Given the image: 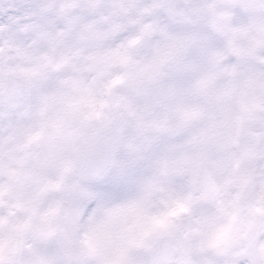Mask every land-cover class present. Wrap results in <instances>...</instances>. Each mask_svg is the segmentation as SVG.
I'll return each instance as SVG.
<instances>
[{
  "label": "clouds",
  "instance_id": "obj_1",
  "mask_svg": "<svg viewBox=\"0 0 264 264\" xmlns=\"http://www.w3.org/2000/svg\"><path fill=\"white\" fill-rule=\"evenodd\" d=\"M65 2L0 0V23L5 25L0 28V89L3 93L0 111L5 113L6 120L12 115L8 96L14 84L26 80L41 83L43 90L51 83L66 92L62 80L69 69L57 68L58 63L66 61L74 69V77L87 81L85 97L97 104L109 105L105 111L116 132L118 145L111 158L99 166L100 162L86 150L87 137L92 131L86 129L75 142L62 138L56 141L54 164L44 167L39 161L33 162L32 167H39V182H30L24 176L18 180L4 177L0 254L5 264H161L165 258L173 264H212L216 249L210 247L211 232L192 236L187 222L174 233L154 234L141 242V228L132 219L122 225L105 226L102 223L105 209L98 213L94 225H80L73 219L72 209L85 194L82 184L85 175L103 176L106 184L129 191L156 175L158 167L150 165L142 151V136L121 116L127 111L124 98L138 86L145 64L164 55L168 40L160 37L159 46L149 48L141 62L124 67L113 55L116 50L108 40L78 44L71 37L61 39L60 33L44 30L40 21L57 20ZM157 2L169 16L189 28L197 31L205 28V0H141L140 8L149 10L150 16L155 15L157 9L153 5ZM217 10L228 13L230 41H238H224L225 56L233 57L244 70L227 77V91L222 83L217 86L218 107L209 126L204 159L196 169V176L200 187L210 178L214 180L225 193L224 203L206 202L201 211L217 219L225 217V210L234 211L238 231L231 245L232 255L246 259L247 264H264V251L242 245L252 210L264 207V63L247 55L250 49L264 54V0H223L217 2ZM22 39L31 43L25 47ZM186 46L191 45L188 42ZM44 48L49 50L47 59L42 53ZM88 48L94 51L86 53ZM171 56H166V60ZM125 72L128 73L125 83L109 95L107 82ZM63 109V101L57 98L49 102L45 112H36L24 122L49 128L53 120L64 114ZM74 126L80 127L79 122ZM245 153L251 155L245 158ZM65 161L73 162L74 170L64 177L59 190H49V181L59 182ZM232 191L243 195L233 201ZM53 209L57 214L47 215ZM154 212L150 205L144 206L146 218ZM93 228H98L96 241L89 246L86 233Z\"/></svg>",
  "mask_w": 264,
  "mask_h": 264
},
{
  "label": "snow or ice",
  "instance_id": "obj_2",
  "mask_svg": "<svg viewBox=\"0 0 264 264\" xmlns=\"http://www.w3.org/2000/svg\"><path fill=\"white\" fill-rule=\"evenodd\" d=\"M155 15L149 16L144 25L139 29L128 28L117 33L108 42L116 51L113 53L118 62L124 66L141 62V57L152 46H159L160 37H165L168 44L164 55L157 56L144 67V72H150L166 61V56L174 55L184 49L188 42H193L191 52L201 61L208 59L209 53L215 64L219 65L225 73H236L243 70L233 57L225 58L224 40L214 31L203 28L199 31L189 28L175 17L169 16L160 2L155 3ZM45 31L53 34L63 33L64 25L54 18L44 22L40 21ZM5 27L0 23V28ZM25 47L31 41L23 40ZM78 46V45H77ZM94 49L88 48L87 52ZM44 58H48L49 50L42 49ZM57 68L63 71L69 69L62 82L66 85L64 92L55 88L51 83L46 85L44 91L50 93L47 105L51 100L60 98L64 103L61 125L67 124L75 128L74 123L79 122L80 128L91 129L87 137L86 150L97 161L99 166L106 163L118 145V138L112 128L109 115L105 109L109 107L106 102L97 104L84 93L88 91L87 81L72 75L74 69L62 61ZM128 73L117 75L109 80L106 89L109 95L113 90L123 85ZM90 79V78H89ZM259 180V176L257 177ZM196 168L189 167L181 161L158 168L156 175L143 182L134 190L117 188L115 185L106 184L103 176L85 175L82 180L85 194L80 197L72 209V217L80 225H94L97 223L98 213L105 209L103 224L105 226L122 225L129 219L141 228L144 242L154 234L167 235L176 232L188 224L192 236L211 232L210 247L216 249V258L212 264H247L246 259L232 255L231 245L237 238L235 228L236 214L234 211L225 210V217L217 219L214 215H204L201 211L206 202L219 201L224 203L225 195L221 187L211 178L198 186ZM233 201H238L243 193L232 191ZM150 205L155 212L150 217L144 216V206ZM4 207V198L0 197V210ZM249 230L243 234L242 245L251 249L264 251V207L257 206L252 210ZM57 210H50L47 215L55 216ZM98 228H93L86 233V242L91 246L96 241ZM0 264H5L0 254ZM161 264H173L167 258ZM179 264V262H176Z\"/></svg>",
  "mask_w": 264,
  "mask_h": 264
},
{
  "label": "rangeland",
  "instance_id": "obj_3",
  "mask_svg": "<svg viewBox=\"0 0 264 264\" xmlns=\"http://www.w3.org/2000/svg\"><path fill=\"white\" fill-rule=\"evenodd\" d=\"M224 14L228 17L227 12ZM59 21L65 28L60 38L71 37L78 44L103 42L128 29L124 25L99 22L95 13L88 23L72 24L68 17L66 21ZM143 25L144 21L128 27ZM205 28L216 32L226 43H238L230 41L228 24L223 29H214L205 23ZM189 43L190 47L186 46L165 61L166 69L164 62L150 72H143L138 86L123 101L127 111L121 119H127L136 128L143 138L142 151L147 162L158 168L176 161L196 169L201 166L209 126L218 107L217 86L222 83L227 91V77L241 72L225 73L214 63L211 53L206 61H201L191 54L194 43ZM247 55L264 63V54H258L255 49H250ZM50 95L41 85L14 98L9 104L12 115L7 120L5 113L0 111V197L5 195L2 182L5 176L12 180L24 176L30 182H39V167H32L33 162L39 161L44 167L54 164L56 141L62 138L69 143L75 142L86 130L61 125L60 119L53 120L49 128L35 122L25 123V119L34 113L47 110ZM250 155L244 154L245 158ZM74 167L73 162H63L59 182L49 181L48 189L59 190L64 177Z\"/></svg>",
  "mask_w": 264,
  "mask_h": 264
},
{
  "label": "flooded vegetation",
  "instance_id": "obj_4",
  "mask_svg": "<svg viewBox=\"0 0 264 264\" xmlns=\"http://www.w3.org/2000/svg\"><path fill=\"white\" fill-rule=\"evenodd\" d=\"M217 2H223V0H216V2L214 0H205V7H212L214 11L219 13ZM140 3L141 0H66L65 7L57 20L66 21V17H68L72 24L88 23L90 22L89 20H92V15L95 13L99 22H103L106 25H124L129 28L128 26L138 25L151 15L149 10L140 8ZM219 14L224 15L226 18L225 27L227 15L224 13Z\"/></svg>",
  "mask_w": 264,
  "mask_h": 264
},
{
  "label": "water",
  "instance_id": "obj_5",
  "mask_svg": "<svg viewBox=\"0 0 264 264\" xmlns=\"http://www.w3.org/2000/svg\"><path fill=\"white\" fill-rule=\"evenodd\" d=\"M204 11L206 13L205 22L208 24V26L212 28L224 27L226 20L224 15L217 13L212 9V7L209 6L205 7ZM163 68L164 69L167 68V63H164ZM40 84L41 83L33 82L32 80L23 81L18 84H14L13 90L8 96L7 103L9 104L12 101V99L17 95L36 89L37 87H39ZM2 95H3L2 89H0V97H2Z\"/></svg>",
  "mask_w": 264,
  "mask_h": 264
}]
</instances>
